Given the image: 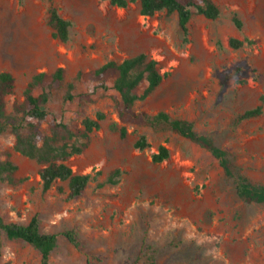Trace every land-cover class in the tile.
<instances>
[{
    "label": "rangeland",
    "instance_id": "1",
    "mask_svg": "<svg viewBox=\"0 0 264 264\" xmlns=\"http://www.w3.org/2000/svg\"><path fill=\"white\" fill-rule=\"evenodd\" d=\"M213 1L219 15L192 14L183 34L175 13L145 16L137 1L118 7L107 0H0V71L14 77L7 111L22 101L34 73L62 66L63 80L46 104L48 119L79 124L104 114L68 160L74 172L90 174L72 199L66 181L43 190L40 164L12 149V133H0V158L8 153L17 166L14 183L0 178V217L24 223L35 215L41 231L56 233L50 264H264V203L239 198L207 150L164 124L126 123L121 136L111 82L94 90L75 78L107 60L145 53L163 78L134 109L191 121L227 152L235 172L264 184V106L259 115L236 120L264 95V0ZM50 4L70 22L65 41L48 23ZM231 37L252 42L232 48ZM69 82L75 92L94 91L92 99L63 101ZM48 119L35 121L44 134ZM140 134L148 142L143 149L133 144ZM159 144L168 157L153 162ZM116 169L115 182H107ZM67 229L76 231L78 246L61 234ZM0 264H39V253L0 230Z\"/></svg>",
    "mask_w": 264,
    "mask_h": 264
},
{
    "label": "trees",
    "instance_id": "2",
    "mask_svg": "<svg viewBox=\"0 0 264 264\" xmlns=\"http://www.w3.org/2000/svg\"><path fill=\"white\" fill-rule=\"evenodd\" d=\"M118 7H126L130 2H138L139 13L151 16L157 11L164 10L167 14L175 13L178 26L183 34L187 33V22L191 15L198 13L205 18L213 19L219 15V8L213 0H107ZM48 23L53 29V35L61 41L68 38L70 22L59 15L57 8L50 4L48 7ZM232 21L236 27L241 26L240 20L233 15ZM248 38L231 37L228 44L232 48H238L244 43H251ZM157 61L149 58L145 53L123 58L121 61L107 60L98 67L85 72H78L76 79H83L93 83V89H106L107 83L117 93L114 97V107L121 125L118 131L121 136L126 133V123H148L156 127L166 125L179 135L194 141L207 150L218 162L225 176L232 179L235 194L245 200L264 203V184L251 183L246 177L235 172L227 156V152L205 134L197 133L193 123L189 120L171 118L165 111H157L148 114L144 110H135L134 103L145 98L162 80L163 74L159 72ZM64 77V68L57 66L51 72L40 71L34 73L23 91V99L15 103L11 111L6 109V97L13 92L14 77L7 70L0 71V133L8 131L14 137L12 149L23 156L35 159L40 164L38 176L43 190L49 189L57 181L67 182L66 199H72L80 195L87 185L90 174L77 173L68 164L73 154L80 153L86 145L88 134L99 127L104 114L95 112L94 116H84L79 124L67 123L62 120L49 118L46 104L49 101L52 90L59 87ZM141 85L143 86L140 91ZM37 90L34 92V90ZM74 83L69 82L62 95L63 101H71L74 98L90 101L94 91L75 92ZM264 106V95H260L259 103L252 108L243 110L236 116V120L250 118L259 115ZM48 119V133L44 134L35 121ZM81 139H85L82 141ZM134 146L143 149L148 145L144 134H140L134 141ZM5 153L0 158V178L9 183L16 179L13 172L16 164ZM168 157V148L159 144L157 150L151 154L153 162H160ZM119 171L114 170L106 179L114 183L113 176ZM0 230L7 238L18 239L32 245L39 253V264H50V253L56 245L57 234L41 231L35 215L28 221L6 222L0 217ZM74 246L79 242L74 229L61 232Z\"/></svg>",
    "mask_w": 264,
    "mask_h": 264
}]
</instances>
